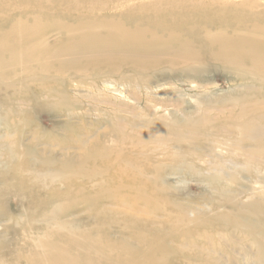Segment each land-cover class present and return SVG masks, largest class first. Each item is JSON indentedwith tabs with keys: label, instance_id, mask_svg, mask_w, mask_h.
Segmentation results:
<instances>
[{
	"label": "rangeland",
	"instance_id": "1",
	"mask_svg": "<svg viewBox=\"0 0 264 264\" xmlns=\"http://www.w3.org/2000/svg\"><path fill=\"white\" fill-rule=\"evenodd\" d=\"M7 1L1 29L24 27L0 66V264H49L51 245L63 264H137L115 241L143 224L142 253L166 254L146 264H264V69L247 61L264 67V0L50 2L41 20Z\"/></svg>",
	"mask_w": 264,
	"mask_h": 264
},
{
	"label": "bare ground",
	"instance_id": "2",
	"mask_svg": "<svg viewBox=\"0 0 264 264\" xmlns=\"http://www.w3.org/2000/svg\"><path fill=\"white\" fill-rule=\"evenodd\" d=\"M30 3H34L36 4L37 8H36V19L37 20H41L44 12L42 13L44 7L49 4L50 2L52 3H64L67 9L66 13H82V12H90L93 11L95 9L98 8H103L105 6H107L109 3L111 2H117V3H121L122 0H27ZM160 3H156V4H152V5H147L144 4L142 6H140L138 8V10L141 12L142 11L144 13L147 14L148 11H151V9H153L154 7L158 6ZM168 7V15H171V11L175 8H180V13L179 17L177 19L174 18V20L177 21H182V22H193L196 20V17L191 14V12L187 11L186 9L182 8L179 5L176 4H166ZM12 6L11 4H9V2L7 0H0V9L4 12H6V10L10 9ZM18 7V6H16ZM174 7V8H173ZM24 11H22L23 13ZM220 17V14H219ZM46 19H49V12L46 13L45 15ZM148 20V18L146 19ZM101 21L107 22V19H102ZM153 24H159V19L158 18H154L152 20ZM100 24V29H102V31H107V37L105 36V44H107V42L113 46H116L119 42H124V43H128L129 39H130V35L128 33H120L118 34L116 31L113 30V28L108 25V24H104V23H99ZM23 28L24 25L21 22H18L16 24H14L9 31L4 32L1 29L0 26V44H2V46L0 47V66L4 63H6L7 61H18L22 58V54L19 53L17 54V49L11 44V43H7L10 38H12L11 36H13V34H15L19 28ZM15 37L16 40H18L20 38L19 35H15L13 36ZM208 40V39H207ZM38 45L34 48L31 49V53L35 54V55H44V53H47V48H45V45H47V43L44 41L43 38H40L38 40ZM190 46H186L185 50H187ZM101 55V54H98ZM247 61H249L251 64L255 65L258 69H264V67L259 64L256 61V58H252V59H247ZM47 149V148H46ZM49 201V200H48ZM148 224H143L140 227H138V231L132 230V233H130V235L132 237L128 238L127 236H123V234L119 235V239L118 241H115L116 243H118L121 248L124 250L126 257L125 260L126 261H132L135 260V262L137 264H146V263H155V262H164L165 258H166V254H165V245L164 244H160L158 246L152 247L151 250L153 252L152 256H145L144 253H142L145 249L146 246H151V244L149 243L152 239L148 236V234H152L154 235V233L149 230ZM47 228H45L44 230H46ZM123 237L127 238L128 240H124ZM257 237H254L253 243L256 245L257 250H258V255L259 258L262 259L263 255H264V239H256ZM133 242L139 244H134ZM51 245V243H50ZM108 247H111V244H107ZM148 246V247H149ZM157 248V249H156ZM51 250V253L55 255L52 256L51 261H49V264H63L64 262H66L67 260V256L64 255V251L57 249L56 247H53L51 245V248L49 249ZM69 259V258H68ZM79 264H87L86 260L83 257H80L79 259H77ZM217 264H221L220 262H217Z\"/></svg>",
	"mask_w": 264,
	"mask_h": 264
}]
</instances>
